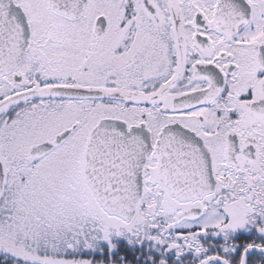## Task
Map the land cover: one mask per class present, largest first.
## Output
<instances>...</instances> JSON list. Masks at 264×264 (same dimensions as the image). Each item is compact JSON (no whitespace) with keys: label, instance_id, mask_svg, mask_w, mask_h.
<instances>
[{"label":"snow or ice","instance_id":"snow-or-ice-1","mask_svg":"<svg viewBox=\"0 0 264 264\" xmlns=\"http://www.w3.org/2000/svg\"><path fill=\"white\" fill-rule=\"evenodd\" d=\"M0 264H264V0H0Z\"/></svg>","mask_w":264,"mask_h":264}]
</instances>
